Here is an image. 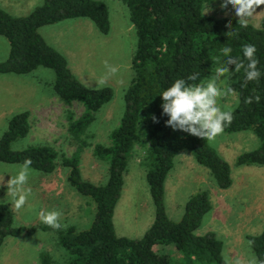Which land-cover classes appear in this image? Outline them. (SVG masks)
Instances as JSON below:
<instances>
[{
  "label": "trees",
  "instance_id": "1",
  "mask_svg": "<svg viewBox=\"0 0 264 264\" xmlns=\"http://www.w3.org/2000/svg\"><path fill=\"white\" fill-rule=\"evenodd\" d=\"M127 10L135 36L130 57L131 78L123 93V110L115 127L107 135V143L92 144L91 153L106 163V180L93 184L81 177L79 156L89 145L85 132L104 104L112 97L109 86L99 90L87 87L69 70L64 57L49 46L37 28L69 18H87L101 34L109 30L108 11L100 0H41L40 4L22 16L11 15L0 8V36L8 44V53L0 61V73L25 74L37 67L54 73L52 89L65 106L81 105L78 116L66 108L64 117L69 138L76 144L69 155L59 154L48 145H28L14 150L10 143L26 136L29 130L28 112L13 114L0 135V162L21 165L32 161L31 169L38 174H51L57 166L66 168L65 181L76 193L88 197L94 204L93 220L86 229L67 226L54 230L44 223L14 225L7 204L0 202V245L5 237H16L35 230L56 233L58 245L65 250L66 264H226L222 256V241L213 231L196 234L203 215L211 204L206 190H197L184 202L177 221L171 220L165 209L164 180L173 166V158L181 150L188 151L195 162L207 169L215 185L228 188L231 184L229 164L209 145L207 139L172 130L165 125L162 98L159 96L173 81L187 80L197 74L203 79L215 65L226 59L224 47L232 49L231 56L247 65L242 47L255 45L259 82H245L242 68L235 73L238 93L232 112L234 119L223 133L249 131L258 139L253 149L238 153L235 166L264 165V13L258 26L248 22L241 27L237 18L213 17L202 14V4L208 0H119ZM231 25V27H229ZM229 32L237 35L230 36ZM229 70L234 65H229ZM194 83V82H190ZM260 96L257 103L245 99ZM158 119L154 123L152 116ZM142 146L139 162L153 205L150 225L138 238L115 233L112 215L119 198L127 163L133 157L135 145ZM254 241L251 251L264 259V228L256 235L246 234ZM175 250L174 259L169 248ZM39 264H50L46 254H39Z\"/></svg>",
  "mask_w": 264,
  "mask_h": 264
},
{
  "label": "rangeland",
  "instance_id": "2",
  "mask_svg": "<svg viewBox=\"0 0 264 264\" xmlns=\"http://www.w3.org/2000/svg\"><path fill=\"white\" fill-rule=\"evenodd\" d=\"M100 1L105 4L108 11L107 34L99 33L87 18H69L65 22L63 20L56 22V26L52 28L57 29V33H53L48 27L37 28L45 42L56 39L55 34L61 35L62 43L55 42L57 50L51 47L59 53L63 48L70 49L67 56L71 72L87 87H97L96 81L105 74L104 61L119 67L117 75L110 77L104 85L111 88L112 97L95 113V119L86 129L85 139L89 145L81 150L79 156L81 177L93 184L105 182L107 165L92 155V144L96 142L106 144L109 131L116 126L122 114L123 93L131 78L129 62L135 44L134 31L128 20L125 5L119 0ZM40 2L41 0H2L0 7L9 14L22 16ZM221 3L222 0L205 1L202 4V14L237 18L231 5H228L227 9H222ZM207 8L209 11L206 12ZM261 10H264V6H260L256 11L259 13ZM263 13L255 15L249 23L257 27ZM47 36H50L49 39ZM7 53V41L0 36V60H4ZM218 66H213L200 81L214 76V69ZM53 80V71L44 67H37L25 74L0 73V81H28L27 85L13 87L23 88L25 91L21 102L16 104L19 106L17 113L25 111L24 109H27L25 106L29 107L28 104L30 111L27 118L28 133L12 141L10 143L12 149L20 150L28 145H48L59 154L67 156L75 150L76 144L72 142L66 131L64 109L69 108L75 116H78L82 107L77 102H73L68 107L62 104L53 93ZM230 81L231 88L235 90V73L230 77ZM236 98L230 96L223 100L221 102L223 109L232 111L236 105ZM9 116L7 114L6 119L0 118V135L6 128ZM208 143L213 145L217 153L229 164L233 185L228 189H217L207 169L197 164L190 153H179L173 158V166L164 183V201L168 217L177 221L182 215L187 197L197 190H206L211 202L225 214L226 212L230 214L229 200L235 202L242 212L243 222L247 225L245 228L247 234H258L264 228V167L259 168L260 166L255 164L243 166L233 164L234 157L240 152L256 147L258 139L249 131H241L232 134L222 133ZM143 149L139 144L135 145L133 157L127 163L119 198L113 208V227L119 236L138 238L152 221L153 205L144 180V170L139 164L143 157ZM17 166V164L0 162V175H4V183L0 184V202L10 208L14 225L31 226L43 223L39 213L57 209L62 212L63 225L73 226L77 230L90 226L94 204L88 197L76 193L67 185L65 181L67 169L62 166H57L51 174L42 172L38 174L39 171L31 169L32 175L28 186L31 187L33 195L29 197L28 203L23 208L15 209L12 197L7 194L6 182L10 179L9 176L16 174ZM254 217L256 219L250 221ZM217 226L221 227L222 224L216 221L213 228L216 230ZM203 228L204 225L201 223L196 234L204 233ZM217 236L223 243L225 242L223 234L219 233ZM247 241V239L243 240L246 245ZM234 244L231 249L229 248L230 253L227 249L224 253L222 247L225 262L226 259L246 261L253 254L244 244ZM169 248L172 249V246ZM174 252V249L172 252L169 250L173 259L174 255L177 256ZM41 253L49 256L50 264H66L65 250L58 245L56 233L52 230L37 229L16 237L8 236L0 245V258L5 259L10 256L16 264H39L38 256Z\"/></svg>",
  "mask_w": 264,
  "mask_h": 264
},
{
  "label": "clouds",
  "instance_id": "3",
  "mask_svg": "<svg viewBox=\"0 0 264 264\" xmlns=\"http://www.w3.org/2000/svg\"><path fill=\"white\" fill-rule=\"evenodd\" d=\"M228 5L232 6L235 15L238 18L237 23L241 27H247L248 22L255 15L264 12L261 10L257 13V8L264 6V0H222L221 8L227 9ZM209 11L207 8L206 12ZM231 27V25H229ZM228 35L235 36L236 32H229ZM223 56L226 58L222 64L214 69L215 75L206 80L197 81V74L189 75L187 80L183 78L176 79L166 88L159 96L162 98V115L168 119L165 125L172 130H180L190 135L214 141L217 136L221 135L224 128L231 124L234 119L231 110H224L221 102L228 97H238V93L230 86V77L233 71L239 73L243 68L245 71V82H259L262 75L257 68L259 60L256 57V47L252 44H245L242 47V53L245 60L248 61L245 66L244 62L238 57L231 56L232 49L224 47ZM229 65H234L232 71ZM105 74L96 81V89L103 87L110 77L117 75L118 66H113L104 61ZM223 77V79H221ZM194 82V83H190ZM258 103L259 95L248 97L245 103ZM152 120L158 123V119L153 115ZM32 161L26 159L23 164L17 166L15 175L9 176L6 182L7 194L12 197V203L15 209L23 208L30 196L33 195L31 187L28 186ZM4 183V175H0V184ZM41 221L54 230L66 228L67 225L61 223L62 212L54 209L50 211H41L39 213ZM254 241H247L249 250H251ZM226 264H264V259H259L255 254H251L246 261L241 259L227 260Z\"/></svg>",
  "mask_w": 264,
  "mask_h": 264
},
{
  "label": "crops",
  "instance_id": "4",
  "mask_svg": "<svg viewBox=\"0 0 264 264\" xmlns=\"http://www.w3.org/2000/svg\"><path fill=\"white\" fill-rule=\"evenodd\" d=\"M0 3H2V0H0ZM65 21H66V19L63 20V22H65ZM57 23H59V22H57ZM57 23L42 25V26H40L38 28L40 29L41 27H48V28H51L49 30H51L53 33H57L58 32L57 29L52 28V26H56ZM47 37L49 39L50 36H47ZM54 37H56V39H52L50 41L48 40V42L46 41V43L47 44L49 43L48 44L49 46H52V47L55 48V45H56L55 42L56 43H59V42L62 43L63 40H62L61 35H59V34H55ZM68 50H70V49L69 48L68 49H64L63 48L62 50H60V54L64 57V59L66 61V65L69 68V70L72 71L71 67L69 65V63H70L69 62V57L67 56V55H69V51ZM71 63H73L72 59H71ZM27 82L28 81H0V118L6 119L7 114H9L10 115L8 117V119H9L12 116V114H16L17 113V111L19 110V108H18L19 106H16V104L21 102L22 97H23L22 94H24L25 91H24L23 88H13V87L14 86L27 85L26 84ZM7 104H9V105H7ZM28 106L29 107L25 106L27 109H24V110L29 113L30 105L28 104ZM239 132H241V131H239ZM209 145H211V144L209 143ZM211 146L214 148L213 145H211ZM182 152H184L185 154L189 153L186 150H181L179 153H182ZM241 166H243V165H241ZM258 166H260L259 168H263L264 167V165H258ZM256 168H258V167H256ZM166 177H167V175H166ZM166 177H165V179H166ZM164 183H165V180H164ZM232 185H233V180L231 179L230 186H232ZM230 186L228 188H230ZM163 187H164V192H165V185L164 184H163ZM228 188H224V189H228ZM217 189H218V187H217ZM223 191H225V190H223ZM208 197H209V201H210V204H211V208L202 217L201 223H203V225H204L203 232L210 230V231L215 232L216 236H217V234L219 235V233L223 234L224 235L223 238L225 240L224 243L222 241V244H223L222 247H223V252L224 253H225L226 249L228 250V253H230L229 248L231 249L233 247L234 243L235 244L238 243L239 245L244 244L245 246L248 247V245H246L243 242V240L246 239L245 235L247 234V231H246L245 228L247 227V225L243 222L242 214H241L242 212H240L238 206L235 205V202H233L231 199L229 200V209H230L229 212H230V214L228 215L227 212L225 214L224 211H220L213 204V202H211L209 195H208ZM224 200H226V199H224ZM230 202H232V203H230ZM165 209L167 211L166 207H165ZM219 212H220V214H219ZM225 215H227V216H225ZM255 219H256V217H254L250 221H254ZM216 221H218V223H221L222 226L221 227L217 226V228L215 230V228H213V227H214V223ZM196 230H195V232H196ZM0 264H16V263L14 261H12V258L10 256H8L5 259L4 258H0Z\"/></svg>",
  "mask_w": 264,
  "mask_h": 264
}]
</instances>
